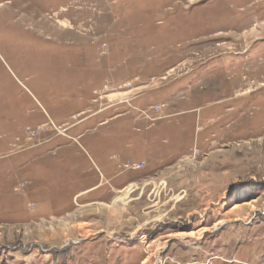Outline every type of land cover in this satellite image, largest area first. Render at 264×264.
<instances>
[{
  "label": "rangeland",
  "instance_id": "1",
  "mask_svg": "<svg viewBox=\"0 0 264 264\" xmlns=\"http://www.w3.org/2000/svg\"><path fill=\"white\" fill-rule=\"evenodd\" d=\"M0 264H264V0H0Z\"/></svg>",
  "mask_w": 264,
  "mask_h": 264
},
{
  "label": "bare ground",
  "instance_id": "2",
  "mask_svg": "<svg viewBox=\"0 0 264 264\" xmlns=\"http://www.w3.org/2000/svg\"><path fill=\"white\" fill-rule=\"evenodd\" d=\"M181 237V236H180Z\"/></svg>",
  "mask_w": 264,
  "mask_h": 264
}]
</instances>
